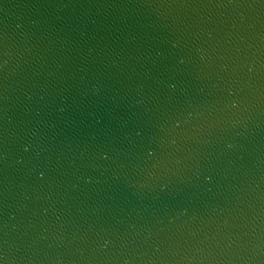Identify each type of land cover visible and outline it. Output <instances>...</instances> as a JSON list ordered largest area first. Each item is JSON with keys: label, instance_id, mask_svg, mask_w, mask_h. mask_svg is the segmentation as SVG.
Returning <instances> with one entry per match:
<instances>
[{"label": "water", "instance_id": "1", "mask_svg": "<svg viewBox=\"0 0 264 264\" xmlns=\"http://www.w3.org/2000/svg\"><path fill=\"white\" fill-rule=\"evenodd\" d=\"M0 260L264 264V0H0Z\"/></svg>", "mask_w": 264, "mask_h": 264}, {"label": "snow or ice", "instance_id": "2", "mask_svg": "<svg viewBox=\"0 0 264 264\" xmlns=\"http://www.w3.org/2000/svg\"><path fill=\"white\" fill-rule=\"evenodd\" d=\"M26 151V150H25ZM0 264H3V261L2 260H0Z\"/></svg>", "mask_w": 264, "mask_h": 264}, {"label": "clouds", "instance_id": "3", "mask_svg": "<svg viewBox=\"0 0 264 264\" xmlns=\"http://www.w3.org/2000/svg\"><path fill=\"white\" fill-rule=\"evenodd\" d=\"M25 150H27V149H25Z\"/></svg>", "mask_w": 264, "mask_h": 264}]
</instances>
